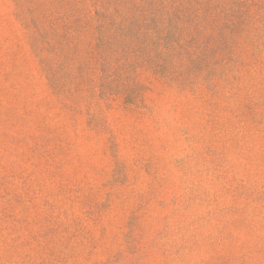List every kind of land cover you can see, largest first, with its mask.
<instances>
[{
  "label": "rangeland",
  "instance_id": "1",
  "mask_svg": "<svg viewBox=\"0 0 264 264\" xmlns=\"http://www.w3.org/2000/svg\"><path fill=\"white\" fill-rule=\"evenodd\" d=\"M0 264H264V0H0Z\"/></svg>",
  "mask_w": 264,
  "mask_h": 264
}]
</instances>
